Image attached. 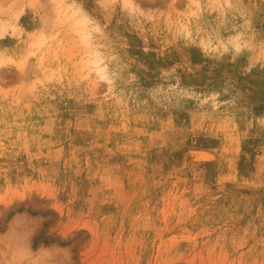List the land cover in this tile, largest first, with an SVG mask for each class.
<instances>
[{"label":"rangeland","instance_id":"rangeland-1","mask_svg":"<svg viewBox=\"0 0 264 264\" xmlns=\"http://www.w3.org/2000/svg\"><path fill=\"white\" fill-rule=\"evenodd\" d=\"M0 264H264V0H0Z\"/></svg>","mask_w":264,"mask_h":264},{"label":"bare ground","instance_id":"bare-ground-1","mask_svg":"<svg viewBox=\"0 0 264 264\" xmlns=\"http://www.w3.org/2000/svg\"><path fill=\"white\" fill-rule=\"evenodd\" d=\"M82 16H83V15H82ZM85 20H86L85 18H82L81 21H82L83 24H84ZM77 28H78V27H77ZM88 67H89L90 70H94L96 73H98V75H97L96 77H98V78H101V77H102V75H99V69H94L92 64L89 63V66H88ZM101 70H102V69H101ZM100 73H101V72H100ZM90 74H91V73L88 72V75H90Z\"/></svg>","mask_w":264,"mask_h":264}]
</instances>
